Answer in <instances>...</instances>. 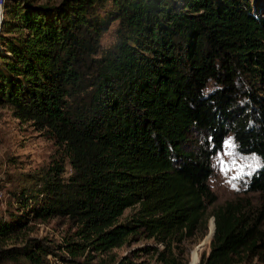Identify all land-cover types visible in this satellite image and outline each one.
I'll return each instance as SVG.
<instances>
[{"label":"trees","instance_id":"obj_1","mask_svg":"<svg viewBox=\"0 0 264 264\" xmlns=\"http://www.w3.org/2000/svg\"><path fill=\"white\" fill-rule=\"evenodd\" d=\"M261 5L5 0L0 107L57 149L48 166L7 176L0 244L35 221L62 218L69 230L61 244L0 245V264H131L102 256L136 235L164 242L192 232L216 201L213 160L230 134L237 154L260 159L248 184L264 193ZM212 217L201 264H242L243 251L264 249L258 224L232 204Z\"/></svg>","mask_w":264,"mask_h":264},{"label":"rangeland","instance_id":"obj_2","mask_svg":"<svg viewBox=\"0 0 264 264\" xmlns=\"http://www.w3.org/2000/svg\"><path fill=\"white\" fill-rule=\"evenodd\" d=\"M5 0H0L1 17ZM37 3L58 4L62 0H34ZM254 1V0H251ZM264 5V0H260ZM261 5V7H262ZM259 15L264 13L260 9ZM114 29L103 36L102 45L108 47L114 41ZM56 145L43 132L23 124L13 116L9 107H0V210L8 207L12 183L8 175L17 176L20 173L36 171L48 166L56 156ZM261 166L260 159L255 155L241 156L236 152L233 136L230 134L223 148L213 160L214 174L209 180L216 201L209 206L198 227L189 232H178L164 242L160 238H149L136 235L120 248L106 253L102 257L124 259L131 264H201L211 253V237L216 229L213 213L232 204L253 223L258 224V235L264 238V193L249 190L252 175ZM68 171L69 168H68ZM135 209L126 211L129 216ZM214 225V226H213ZM69 230V222L62 218H53L47 222L35 221L30 223L26 231H22L0 245L9 247L22 246L28 238H47L57 244L64 242ZM215 234V233H214ZM214 238V237H213ZM264 241H260L262 245ZM258 255L248 250L243 251L242 264H263L264 249H258ZM95 255V254H93ZM62 263L59 258L48 256L47 264ZM29 264V263H21Z\"/></svg>","mask_w":264,"mask_h":264},{"label":"bare ground","instance_id":"obj_3","mask_svg":"<svg viewBox=\"0 0 264 264\" xmlns=\"http://www.w3.org/2000/svg\"><path fill=\"white\" fill-rule=\"evenodd\" d=\"M0 17H1V9H0ZM0 24H1V21H0Z\"/></svg>","mask_w":264,"mask_h":264},{"label":"water","instance_id":"obj_4","mask_svg":"<svg viewBox=\"0 0 264 264\" xmlns=\"http://www.w3.org/2000/svg\"><path fill=\"white\" fill-rule=\"evenodd\" d=\"M3 14V13H2ZM1 25H2V22H1V24H0V28H1Z\"/></svg>","mask_w":264,"mask_h":264}]
</instances>
